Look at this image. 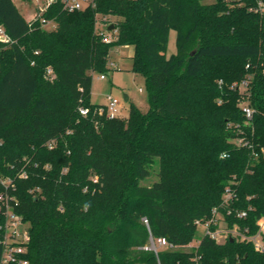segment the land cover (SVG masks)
Masks as SVG:
<instances>
[{"label":"trees","instance_id":"16d2710c","mask_svg":"<svg viewBox=\"0 0 264 264\" xmlns=\"http://www.w3.org/2000/svg\"><path fill=\"white\" fill-rule=\"evenodd\" d=\"M90 1L67 12L55 0L47 28L0 0V179L27 225L28 264H264L248 240L192 245L196 221L214 210L246 237L264 220V18L248 10L254 0ZM125 45L148 109L109 118L90 101L92 73L110 70L111 49ZM149 235L174 249L157 260L140 249Z\"/></svg>","mask_w":264,"mask_h":264},{"label":"built area","instance_id":"2783aa9c","mask_svg":"<svg viewBox=\"0 0 264 264\" xmlns=\"http://www.w3.org/2000/svg\"><path fill=\"white\" fill-rule=\"evenodd\" d=\"M54 1L55 0H32L34 6L33 7L34 14L32 20L39 19L44 26L47 25L53 26L52 23L43 19L42 15ZM61 2L63 9L67 12H74L77 10H81L85 6L91 4L90 0H61ZM248 10L264 18V0H254V4L249 6ZM98 33L100 36H102L103 41L105 42L111 41L112 37L110 36V34H108L107 31H99ZM0 39L2 40L8 39L7 35L4 33L2 28H0ZM110 67H116V65L113 62H110ZM100 78L104 79L105 76L100 75ZM219 83L221 84V82ZM241 85H245V81H243L241 84L234 83L232 84L231 88H240ZM119 105H120V101L117 98L108 96L107 104L105 106H101L97 108L96 111L99 114L105 113L106 116H108L109 118L116 117V113L118 111ZM242 110L246 118H250L252 116V110L249 107L244 106ZM79 113L84 116L88 113V109L80 108ZM48 147L51 148L52 147L51 144H49ZM222 157H225V155H222ZM0 183L3 186V189L0 190V212H2V214L5 216L4 225L1 227L2 234L0 236V245H2V249H3L1 254L0 264H28V260L26 258L27 245L29 242L28 229L27 227H25L22 231L18 230V225H23V224L26 225V223L22 220L20 215H18L13 211L12 203L14 202V197L11 196V194L9 193V186L11 185V181L9 179L7 180L0 179ZM230 197L231 194L227 189L225 193L224 203H226ZM213 213L215 217H213L211 220H208L206 222L196 221V225L198 226L201 225L204 227L205 229L204 236H208L211 239L220 242L222 240L219 239L224 238L225 240L226 238H228V235L226 234L227 232L222 230L219 225L220 221L217 220L218 218L217 211L214 210ZM239 216L244 217L245 212L240 213ZM142 222L146 226H148V221L146 218H142ZM215 224H218V229L213 231L210 229V227ZM222 234H224V236ZM258 235L259 232L254 236L245 237L243 240L251 241L254 244L255 249L262 250L263 248L260 246V244L255 241L256 236ZM140 249L147 252H153L158 260L159 252L164 250L174 249V245L170 244L163 237L154 239L151 235H149L148 244L146 246L141 247Z\"/></svg>","mask_w":264,"mask_h":264},{"label":"rangeland","instance_id":"374dc122","mask_svg":"<svg viewBox=\"0 0 264 264\" xmlns=\"http://www.w3.org/2000/svg\"><path fill=\"white\" fill-rule=\"evenodd\" d=\"M17 9L21 12L23 17L27 21H31L34 14V6L32 0H12ZM47 28H51V25H47ZM176 52V33L174 30H170L168 37V44L166 49V55L170 56ZM134 54V46L125 45L114 47L111 49L109 60L107 62L106 72H93L92 84H91V96L90 101L92 104L105 106L107 104V97L111 96L117 98L120 101L116 117L126 119L128 117V110L131 105L139 108L142 111L148 109V93L145 87V79L140 74H135L131 71L132 60L131 57ZM110 62H113L116 67H110ZM100 75H104L105 78L101 79ZM124 96L128 97V100H124ZM158 169L157 165L154 166V171ZM157 181L155 176H151L142 181V185H151ZM259 235L256 236V242L264 249V242L262 241V235L264 233V220H260ZM222 230L226 231L228 237H233L243 240L246 236L241 233L237 226H233L229 229L222 221L219 223ZM25 224L18 225V230L22 231ZM205 235V229L199 225L196 230L195 239L192 245H197ZM224 236V234H222ZM224 240V238L219 239ZM220 241V242H222Z\"/></svg>","mask_w":264,"mask_h":264},{"label":"water","instance_id":"95a60500","mask_svg":"<svg viewBox=\"0 0 264 264\" xmlns=\"http://www.w3.org/2000/svg\"><path fill=\"white\" fill-rule=\"evenodd\" d=\"M113 29V25H110L108 28H107V31H111ZM124 100L127 101L128 98L126 96H124Z\"/></svg>","mask_w":264,"mask_h":264},{"label":"crops","instance_id":"0c3cea01","mask_svg":"<svg viewBox=\"0 0 264 264\" xmlns=\"http://www.w3.org/2000/svg\"><path fill=\"white\" fill-rule=\"evenodd\" d=\"M127 97V96H126Z\"/></svg>","mask_w":264,"mask_h":264}]
</instances>
